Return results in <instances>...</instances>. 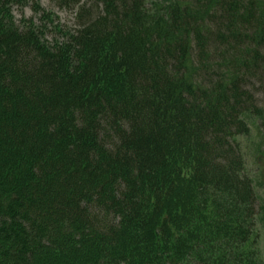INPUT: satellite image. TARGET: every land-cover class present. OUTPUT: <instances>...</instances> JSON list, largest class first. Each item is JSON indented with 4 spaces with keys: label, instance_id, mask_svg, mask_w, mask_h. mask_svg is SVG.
<instances>
[{
    "label": "trees",
    "instance_id": "trees-1",
    "mask_svg": "<svg viewBox=\"0 0 264 264\" xmlns=\"http://www.w3.org/2000/svg\"><path fill=\"white\" fill-rule=\"evenodd\" d=\"M52 1L53 42L0 0L1 259L264 264V0Z\"/></svg>",
    "mask_w": 264,
    "mask_h": 264
},
{
    "label": "rangeland",
    "instance_id": "rangeland-1",
    "mask_svg": "<svg viewBox=\"0 0 264 264\" xmlns=\"http://www.w3.org/2000/svg\"><path fill=\"white\" fill-rule=\"evenodd\" d=\"M35 1L37 3L35 10L29 5L22 8L13 6L12 13L17 24L20 23L22 18L32 17L34 25L44 28L43 34L51 42L61 38L60 35H57L58 29H56V25H62L66 28L75 27V11L59 8L52 0ZM239 140L245 156L246 172L253 181L259 204L264 208V128L261 127L260 120H252L249 134L239 136ZM260 227L261 238L259 245L264 258V218L260 223ZM6 256L8 259L6 258L4 261L0 257V264H6L7 260L8 263H11L10 255L6 254Z\"/></svg>",
    "mask_w": 264,
    "mask_h": 264
}]
</instances>
